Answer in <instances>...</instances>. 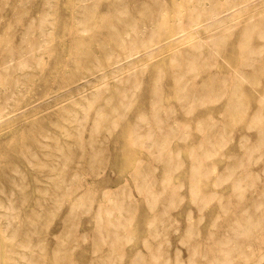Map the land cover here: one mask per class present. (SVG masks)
<instances>
[{"label":"rangeland","instance_id":"1","mask_svg":"<svg viewBox=\"0 0 264 264\" xmlns=\"http://www.w3.org/2000/svg\"><path fill=\"white\" fill-rule=\"evenodd\" d=\"M159 1L164 4L158 10L160 13L148 11L153 10L156 0H0V202L7 203L9 199L14 206L16 214L11 216L12 228L18 231L27 229L24 225L25 220L29 223L33 219L31 223H34L37 215H43L44 211L51 209L50 198L56 191L53 193L51 183L41 179L42 176L36 175L32 169L34 165L36 167L49 164L40 150L43 148L48 151L53 145L63 148L70 146V149L74 150L76 126L80 127V138L83 141L90 139L93 125H97L100 131L95 135V139L100 143L98 160L88 162L84 159L82 162H72L68 172V176L71 177L69 174L74 171L76 164L83 170H87L88 166L98 165L101 166L98 176H83V190L75 197H63L57 217L45 219L43 222L48 226L40 227L31 235V245L43 244L47 253L46 264L53 262L52 250L61 241L64 243L67 241L66 247L73 249L71 255L73 263L99 264L98 252H94L91 244L92 233L101 225L100 233L108 235L104 227L106 221L122 217L116 211H107L108 200L122 189H125L127 199L128 186L132 184L128 173L145 155L143 151L136 149L121 152L120 145L126 142L127 129L136 116L148 115L152 110L150 92L156 72L162 79L161 103L165 106L176 105L172 68L177 65L182 53L191 43L203 41L223 30L228 41L217 58L213 72L227 76L240 69L243 60L239 46L242 29L264 21V0H219L229 4L224 6L219 14L220 27L207 25L208 16L202 14L195 17L186 29H175L177 24L185 22L190 8L197 6L199 10L206 12L209 11L211 3L208 4L207 0L204 3L198 0ZM115 2H120L124 7L119 8L120 12L126 9L128 14L108 16L113 22L126 18L139 21V24L146 22L145 19L153 20L151 22L153 26L160 22L166 24L163 33L154 37L153 41L151 39L147 55L143 49H139L121 65L114 63L121 49L108 44L109 40L102 38L104 35L100 37L97 29L72 30L83 27L82 21L79 26L75 25L77 23L73 20L74 10L77 11L76 17L80 20L82 16L79 13L91 9L94 4L95 16L90 19L93 28L98 27L101 17L108 13L107 7ZM140 9H147L151 15L143 16L132 11ZM138 19H143L144 22ZM146 25L152 28L147 22ZM132 34L131 31L126 34L122 32L121 36L128 40ZM92 35L100 39L95 40ZM144 36L145 39L149 38L147 33ZM88 38L92 40L87 43ZM260 44H263L261 40L251 38L252 47L258 48ZM262 60L264 64V49ZM246 72L248 74L251 71L248 69ZM95 75L97 77H94ZM135 76H139L137 79L140 81L137 89L133 82ZM121 89H128L130 95L134 94L130 97L131 100H135V104L130 106L122 123L113 127L112 123L117 121L118 116L115 110L118 107L117 94ZM246 89H249L246 92L251 93L249 95L253 102L256 103L257 99L262 97L260 95L262 90L258 86ZM90 101L95 103L90 108H85L87 112L84 113L81 107L87 106ZM224 104L223 102L217 106L214 112L223 109ZM74 114L77 115V121L73 119ZM98 117L102 120L97 124L95 120ZM170 122L171 125H175V120ZM245 131L247 135L254 132L252 129L246 130L244 123H241L235 130L234 142L238 140V135ZM179 147L176 143L170 145L173 151ZM228 147L227 151L224 149V157H230L234 153L232 146ZM261 154L260 162H250L249 170L256 176L257 188L253 194L245 193L243 202L246 204L256 197L259 188L264 184L262 169L264 149ZM220 169L218 166V171ZM160 173V168L155 171V175ZM181 177L184 178L182 174H176L174 180L180 181ZM212 180L208 182V191L212 189L220 192L223 197L230 193L227 182L221 183L220 188H213L210 185ZM183 190L185 191V187L182 188V192ZM21 192L26 194V200L20 205ZM131 195L128 198V205L126 203V208L128 207L130 212L129 224L121 231L124 236L130 237V241L111 250L102 247L101 254L109 253L119 260V264H131L136 255H141L146 264L145 262L149 261L147 256L149 252L143 247L142 241L150 239L151 231L148 224L153 211L150 212L143 206L142 197L134 190H131ZM86 200H89V205ZM73 202H77L79 206L74 207ZM211 206L213 208H210ZM189 208L195 210L185 198L182 207L170 212L164 219L162 239L165 243L160 250L163 258L168 259L170 264L175 262L177 255L184 263L188 257L182 237L185 213ZM206 210L198 227L201 235L205 228L211 227L218 212L214 203ZM261 210L264 211V205L258 211ZM249 211L255 213L252 208H249ZM195 213L194 211L192 216L196 222L198 218ZM173 222L177 225L172 226ZM222 222L218 220L216 228L221 229ZM67 233L70 237L75 234L85 235L86 243L73 248L76 242L65 237ZM261 258L258 264H264V256ZM233 264H242V261L236 257Z\"/></svg>","mask_w":264,"mask_h":264},{"label":"bare ground","instance_id":"2","mask_svg":"<svg viewBox=\"0 0 264 264\" xmlns=\"http://www.w3.org/2000/svg\"><path fill=\"white\" fill-rule=\"evenodd\" d=\"M199 1L204 3L206 0ZM207 1L208 4L211 3L209 11L199 10L197 6L190 8L191 11L187 13L188 17L185 22L177 24L175 29H186L195 17L202 14L208 16L207 25L220 27L219 14L223 11V7L229 4L219 0ZM154 4L153 10L148 11L160 13L158 10L164 5L163 2L156 0ZM93 6L94 4L91 9H85L79 13L82 16L80 20L76 17L77 11L74 10L73 20L77 23L75 25L79 26L82 21L83 27L72 30L97 29L100 37L104 35L105 37L102 38L109 40L108 44L121 49L119 56H116L115 64L121 65L122 62H127L134 51L139 49H143L147 55L151 39L153 41L154 37L163 33L166 26L165 22L153 26L151 19H145V21L148 25L151 24L152 28L147 26L143 19H138L144 22L141 24L139 21L126 18L113 22L108 16L128 14L126 9L120 12L119 8L123 6L120 2H115L107 7L108 13L101 17L98 27L92 28L90 19L95 16ZM146 10L132 11L143 16L151 15ZM128 31L133 32V36L127 40L121 36V33L126 34ZM146 33L149 36L147 39L144 36ZM240 34L239 46L243 60L240 69L227 76L213 72L217 58L228 41L223 30L218 34L208 36L203 41L189 45V48L182 53L177 65L172 68L174 74L172 85L176 91V105L165 106L161 103L162 79L156 72L150 92L152 110L148 115L136 116L127 129L126 142L120 145L121 152H131L136 149L143 151L145 155L128 173L132 184L128 186L127 199L125 189H122L111 200H108L107 211H116L122 217L106 221L104 227L108 235L104 236L100 233L102 232L101 225H98L92 233L91 244L94 252H98L99 264H119V260L110 256L109 253L101 254L102 247L111 250L117 246L122 247L130 241V237L124 236L121 231L129 224L130 212L126 206L128 198L132 196L131 190L142 197L143 206L148 211H153L148 224L151 231L150 239L142 241L143 247L149 252L147 254L149 261L145 262L146 264H170L168 259L163 258L160 250L165 243L162 239L164 219L170 212L182 207L185 198L195 209H187L183 222L182 243L186 245L188 257L184 263V260L181 261L177 255L172 264H233L236 257L242 261V264H258L264 256V211H258L264 205V184L259 188V193L255 198L250 199L248 204L243 202L246 192L251 194L256 192V176L249 170L250 162H260L262 149H264V64L262 60L264 21L250 24L243 28ZM91 37L95 40L100 39L93 35ZM253 37L261 40L263 44H260L258 48L252 47L250 40ZM89 40L92 38H88L86 42L88 43ZM248 69L251 72L246 74ZM138 77L135 76L133 80L136 89L140 86ZM257 86L261 88L260 95L263 98H258L255 103L250 98L251 93L246 92L249 90L246 88L254 89ZM131 95L128 89H121L118 92V107L115 106L118 116L117 121L112 123L113 127L122 123L130 106L135 102L131 100ZM223 102L225 103L223 109L214 112L216 111L214 109ZM94 103L95 101H90L87 106H82L81 110L86 113L85 108H90ZM75 114L73 119L77 121ZM100 120L102 119L98 117L95 121L98 124ZM170 120H175V125H171ZM241 123H244L246 130L252 129L254 132L252 135H247L245 131L238 135V140L234 142L235 130ZM79 129L80 127L76 126L75 138H73L74 150L70 149V146L63 148L56 145L48 151L42 148L40 151L43 153L41 154L49 164L32 166L36 175L42 176L41 179H46L49 184L51 183L52 192L56 191V194H52L50 198L52 199L51 209L44 211L43 215H37L34 223H31L33 219L29 223L25 220L24 225L27 229L18 231L12 228L11 216L16 214L14 206L9 199L7 203L0 202V264H46L47 253L43 244L41 243L42 246L31 245V235L35 234L40 227L48 226L43 222L45 219L57 217L63 197H75L80 190H83V176L99 174L101 166L92 165L88 166L87 170H83L76 164L74 171L69 174L71 177L68 176L72 162H82L84 159L88 162H96L100 156L98 148L100 143L95 139V135L100 133L98 126L93 125L88 141L80 138ZM172 143L179 144L180 147L173 151L170 148ZM228 146H232L234 153L229 154L230 157H224V151L229 149ZM218 166L221 168L220 171H218ZM159 168L161 173L155 175V171ZM262 169L264 172V166ZM176 174H182L184 178L181 177L182 180L175 181ZM210 179H213L212 183L210 182L213 188L227 182L230 193L223 197L220 192L212 189L208 191ZM183 187H185L184 192H182ZM23 193L20 195V205L26 200V194ZM85 196L88 195L85 194ZM88 201L86 200L87 205L90 203ZM211 203L216 205L218 212L211 227L205 228V232L201 235L198 229L199 223ZM73 206H79V204L73 202ZM249 208H252L255 213L252 214ZM194 211L198 218L196 222L193 221L192 216ZM218 220L223 221L221 229L216 228ZM173 225L177 224L173 222ZM65 237L76 242L73 248L77 247L76 245L82 246L87 240L85 235L75 234L70 237L67 233ZM65 243L61 241L55 245L51 253L53 260L51 264H75L71 259L73 249L66 247ZM131 264H144V260L141 255H136Z\"/></svg>","mask_w":264,"mask_h":264}]
</instances>
